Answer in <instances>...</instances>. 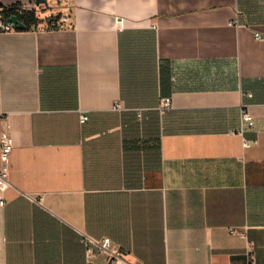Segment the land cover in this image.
<instances>
[{
  "label": "crops",
  "instance_id": "crops-1",
  "mask_svg": "<svg viewBox=\"0 0 264 264\" xmlns=\"http://www.w3.org/2000/svg\"><path fill=\"white\" fill-rule=\"evenodd\" d=\"M37 1L0 0L36 18L0 31V264H264V0Z\"/></svg>",
  "mask_w": 264,
  "mask_h": 264
},
{
  "label": "built area",
  "instance_id": "built-area-1",
  "mask_svg": "<svg viewBox=\"0 0 264 264\" xmlns=\"http://www.w3.org/2000/svg\"><path fill=\"white\" fill-rule=\"evenodd\" d=\"M33 7L23 6L20 7V12L32 11ZM239 12H236V16L233 20L228 22L229 27L240 28L243 24L238 20ZM71 22L70 15L64 12L58 19L52 18L47 21V30L53 32L54 30L66 26ZM16 26L10 22H5L2 15V8H0V31H11L15 30ZM255 39L264 41V37L259 34L254 35ZM172 106L171 99L169 97L161 98L158 110L164 111L170 109ZM120 108L119 106L116 109ZM138 117H140L138 115ZM87 118L85 116L79 117L81 124L85 123ZM253 125V118L246 110H241V129L242 132L244 127H251ZM248 142H243V147H248ZM13 150L12 139L8 123L3 120L0 127V193L2 194L9 186L8 174H9V159ZM35 201L34 199L30 198ZM5 206V201L0 198V207ZM230 234L235 235V231H230ZM80 243L85 249V263L93 264V260L96 256H103L106 264H140L137 262H127L123 253L116 247L112 246V243L107 238L96 239L86 234H80ZM245 264H256L255 256L253 253L252 246H247L244 252Z\"/></svg>",
  "mask_w": 264,
  "mask_h": 264
},
{
  "label": "trees",
  "instance_id": "trees-1",
  "mask_svg": "<svg viewBox=\"0 0 264 264\" xmlns=\"http://www.w3.org/2000/svg\"><path fill=\"white\" fill-rule=\"evenodd\" d=\"M20 7L2 8V15L5 22L11 17H16L18 24L23 26L22 29L15 28L16 30H28L36 25V18L32 12H20Z\"/></svg>",
  "mask_w": 264,
  "mask_h": 264
},
{
  "label": "water",
  "instance_id": "water-1",
  "mask_svg": "<svg viewBox=\"0 0 264 264\" xmlns=\"http://www.w3.org/2000/svg\"><path fill=\"white\" fill-rule=\"evenodd\" d=\"M43 0H38L37 3H43ZM8 22L12 23L15 25L17 28L22 29L23 26L21 24H18L16 17H11L8 19Z\"/></svg>",
  "mask_w": 264,
  "mask_h": 264
}]
</instances>
